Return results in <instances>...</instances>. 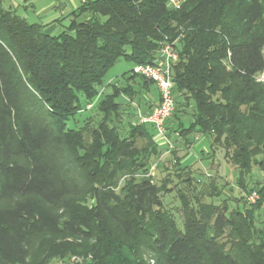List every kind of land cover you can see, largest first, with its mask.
Segmentation results:
<instances>
[{
  "label": "trees",
  "instance_id": "obj_1",
  "mask_svg": "<svg viewBox=\"0 0 264 264\" xmlns=\"http://www.w3.org/2000/svg\"><path fill=\"white\" fill-rule=\"evenodd\" d=\"M177 1L81 0L51 35L0 0V264L70 256L88 264H264V235L258 244L250 233L264 207V85L255 80L264 71V0ZM165 44L177 54L174 111L194 102L191 127L174 129L181 138L211 135L239 170V185L254 166L263 174L251 189L257 204L244 211L180 200L178 224L147 174L158 157L148 126L120 120L127 87L103 95L119 61L132 66L121 78L132 79ZM91 103L100 121L77 120ZM120 175L129 179L116 193ZM226 229L230 249L220 241ZM32 239L40 240L34 253Z\"/></svg>",
  "mask_w": 264,
  "mask_h": 264
},
{
  "label": "rangeland",
  "instance_id": "obj_2",
  "mask_svg": "<svg viewBox=\"0 0 264 264\" xmlns=\"http://www.w3.org/2000/svg\"><path fill=\"white\" fill-rule=\"evenodd\" d=\"M79 2L80 0H3V7L14 10L18 17L29 23L44 26L46 32L48 29H50L49 31L54 30L53 32L57 35L67 26L71 18L69 16L77 8ZM80 19L82 16L78 17V20ZM131 68L130 64H126L122 60L119 61L108 74V79L113 78L111 85L103 89V95H106L111 94L114 88H118L122 92L123 88L127 87V94L120 95L118 98V102L122 104L120 120L123 123L138 122V117L136 120L135 117L139 113H143L142 107L147 101L146 98L156 101L158 97L156 87L150 86V83L145 85L144 80L134 76L133 72L132 79H127L128 76L124 79L121 78V74L128 72ZM92 106L93 103L86 109L90 110L89 112L77 115L76 119L81 121L91 117L95 123H98L101 116L95 110H91ZM177 108L179 111L175 110L173 114L176 113L178 120L170 122L171 115L165 124L166 137L172 148L169 149L166 144L158 145L156 143L158 157H155L152 165L147 168V174L161 188L159 197L163 208L177 215L176 220L180 224V200H184L194 207L200 206L202 209L214 206L218 212H225L226 214L232 213V210L236 209L244 211L250 208V204H257L259 196L256 191H251V189L260 186L263 177L262 172L254 166L249 174H244L241 177L242 183L239 185V170L227 161L222 148L217 145L211 146L213 140L211 135L189 132L185 133L184 138H181L178 129H174L181 127L188 130L191 127L194 102H189L185 113L184 108L186 107L183 105ZM82 122L70 121L67 126L72 128L74 123L75 127H81ZM169 125L172 129L167 127ZM147 128L153 138H157L156 131L152 127L148 126ZM178 160H180V166L186 167V169L182 170L181 167L176 166ZM127 179H129L127 175H120L115 189L116 193L120 192ZM135 179L138 180L139 177H135ZM252 193L257 195L254 202L249 200ZM12 203L4 202L3 205L11 206ZM228 233L229 229H226L225 237L220 239L225 244L226 249H230L229 240L226 238ZM250 233L256 235L253 241L259 244L258 238L264 235V207L258 208L254 212ZM39 241V239L30 241L28 249L32 253L38 248ZM72 258L81 259L78 256L65 257L64 259L54 258L48 264H60ZM147 262L148 264H157L153 259H148Z\"/></svg>",
  "mask_w": 264,
  "mask_h": 264
},
{
  "label": "built area",
  "instance_id": "obj_3",
  "mask_svg": "<svg viewBox=\"0 0 264 264\" xmlns=\"http://www.w3.org/2000/svg\"><path fill=\"white\" fill-rule=\"evenodd\" d=\"M169 6L178 7L177 0H170ZM177 60V54L170 44H165L159 48L153 63L136 65L133 73L136 76L142 77L148 82L155 85L159 101L145 115L138 116V123L152 127L157 133L155 141L158 145H165L171 149V143L166 137V121L171 117L175 109V102L172 94V64ZM256 82L264 85V71L255 77ZM91 104L87 105L89 108ZM256 193H252L249 197L251 202H254ZM85 261V262H84ZM90 257L87 259L72 258L60 264H88Z\"/></svg>",
  "mask_w": 264,
  "mask_h": 264
},
{
  "label": "crops",
  "instance_id": "obj_4",
  "mask_svg": "<svg viewBox=\"0 0 264 264\" xmlns=\"http://www.w3.org/2000/svg\"><path fill=\"white\" fill-rule=\"evenodd\" d=\"M80 2H81V0H80ZM80 2H79V4H80ZM50 29H48L47 31V33H49V34H51V35H55V33L53 32L54 30H51V31H49ZM113 80V78H109V81H112ZM151 86H155V85H151ZM140 87V86H139ZM150 87V86H149ZM149 87H148V89H149ZM140 89H143V90H148V89H145V88H140ZM158 92V91H157ZM146 102H145V104L143 105V107H142V112L143 113H139L138 114V116L139 115H145L146 113H148L154 106H156L157 104H158V101H159V98L157 97V100L156 101H153L152 99H148V98H146ZM150 101V102H149ZM147 102H149V103H147ZM137 116V117H138ZM170 126V125H169Z\"/></svg>",
  "mask_w": 264,
  "mask_h": 264
}]
</instances>
